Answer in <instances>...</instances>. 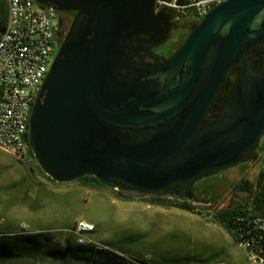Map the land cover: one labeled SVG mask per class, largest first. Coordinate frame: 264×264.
I'll return each mask as SVG.
<instances>
[{
  "label": "water",
  "instance_id": "1",
  "mask_svg": "<svg viewBox=\"0 0 264 264\" xmlns=\"http://www.w3.org/2000/svg\"><path fill=\"white\" fill-rule=\"evenodd\" d=\"M36 1L78 11L28 124L34 157L54 181L92 175L110 188L162 193L235 165L257 142L264 129V70L235 88L227 119L205 129L198 124L228 69L264 45V0L214 4L152 72L162 87L146 93L140 75L126 84L120 70L141 40L165 32L155 0ZM158 122L165 124L139 140L127 134L128 127Z\"/></svg>",
  "mask_w": 264,
  "mask_h": 264
},
{
  "label": "rangeland",
  "instance_id": "2",
  "mask_svg": "<svg viewBox=\"0 0 264 264\" xmlns=\"http://www.w3.org/2000/svg\"><path fill=\"white\" fill-rule=\"evenodd\" d=\"M36 164L27 155L19 160L0 147V237L47 234L37 237L34 258L13 264H118L113 253L135 264L242 263L231 237L199 213L119 199L116 189L107 186L93 188L76 180L52 183ZM262 168L260 158L251 168L226 170L212 199L194 206L213 212L229 203H245L247 194L234 186L242 179L256 185ZM79 220L93 224L91 242L81 246L71 233Z\"/></svg>",
  "mask_w": 264,
  "mask_h": 264
},
{
  "label": "built area",
  "instance_id": "3",
  "mask_svg": "<svg viewBox=\"0 0 264 264\" xmlns=\"http://www.w3.org/2000/svg\"><path fill=\"white\" fill-rule=\"evenodd\" d=\"M219 1L160 0L155 3V9L169 8L174 20L198 21ZM13 6V27L3 28L5 42L0 49V143L7 144L8 150L23 160L21 139L25 135L29 112L54 59L52 11L39 8L35 0H13ZM92 230V223L76 224L71 230L75 243L91 242L88 233ZM233 231L238 239L249 245V254H258V261H250V264H264V217L240 213L235 217Z\"/></svg>",
  "mask_w": 264,
  "mask_h": 264
},
{
  "label": "flooded vegetation",
  "instance_id": "4",
  "mask_svg": "<svg viewBox=\"0 0 264 264\" xmlns=\"http://www.w3.org/2000/svg\"><path fill=\"white\" fill-rule=\"evenodd\" d=\"M35 3L41 9H50L52 11L51 36L53 43L52 55L54 58L64 43L78 11L59 9L52 5L38 3L36 0ZM159 11L167 25L165 32L161 36L141 40L137 50L129 53V66L120 70L126 84H130L136 76H141L139 86L141 93L158 90L162 87L163 79L152 75V72L163 65L183 44L192 26L197 22L196 19L174 20L172 10L167 7H163ZM262 70H264V45H257L244 53L235 66L228 69L216 96L199 121L198 130L219 124L227 119L230 115V101L235 88L241 84L248 86L250 83H253ZM248 72L250 76L246 74ZM163 124L165 122L131 126L127 128V134L131 139L139 140L144 136L153 134L163 127ZM263 155L264 129L257 142L245 153L241 161L235 165L218 169L213 173L194 179L182 188L162 193H149L118 184L120 188L114 189L131 196L133 199L162 197L165 200L184 201L192 205L202 204L203 200L212 199V194L219 185V181H221L220 176L226 170L234 167L251 168Z\"/></svg>",
  "mask_w": 264,
  "mask_h": 264
},
{
  "label": "trees",
  "instance_id": "5",
  "mask_svg": "<svg viewBox=\"0 0 264 264\" xmlns=\"http://www.w3.org/2000/svg\"><path fill=\"white\" fill-rule=\"evenodd\" d=\"M7 2L6 0H0V36L3 28H5L6 19H7ZM173 13V11H172ZM24 139H26L27 144V157H29L32 161L37 162L33 150L29 143V133L27 132L24 135ZM264 160V155L261 157V161ZM37 165V171L44 175L48 180L52 183H58L51 179L42 168ZM76 181L83 182L90 187H105L96 177L92 175H83L77 179ZM234 188L239 191H243L247 194V200L243 204L229 203L224 207H219L213 212H203L197 209L194 205L189 204L184 201L177 200H165L162 197H148L141 199L142 201L152 204L159 205L162 207H176L188 212L199 213L201 216L205 217L208 221L216 224L221 229H223L230 237L234 240L235 232L233 228L235 227V217L240 213H248L254 215H260L264 217V166L262 170L258 173V178L256 181V185H252L248 182L247 179L240 180ZM116 196L119 199H133L129 195H125L117 190H114ZM93 231V230H92ZM91 232V231H90ZM89 232V233H90ZM73 236V234H72ZM37 237L41 239H45L47 234L42 232L41 234H36L35 236L25 237L21 235L14 236H1L0 237V264H13L14 261L18 259H29L34 258ZM74 238V236H73ZM234 242V241H233ZM86 245V244H84ZM81 246V245H78ZM53 257H57L58 254L51 253ZM114 259H117L118 264H135L133 260L119 258L116 255L111 254Z\"/></svg>",
  "mask_w": 264,
  "mask_h": 264
},
{
  "label": "bare ground",
  "instance_id": "6",
  "mask_svg": "<svg viewBox=\"0 0 264 264\" xmlns=\"http://www.w3.org/2000/svg\"><path fill=\"white\" fill-rule=\"evenodd\" d=\"M14 1H21V0H14ZM155 3H160V0H155ZM7 8H8V12H7V21H6L5 28H12L13 27L12 15H14L13 0H7ZM4 42H5V34L2 32V34L0 36V49H1L2 45L4 44ZM30 113L31 112H29V118H30ZM28 124H29V119H27L25 134L28 132ZM0 147H3V148L8 150L7 144H1L0 143ZM9 151H11V150H9ZM11 152L14 153V151H11ZM26 155H27L26 139L22 138L21 139V157L24 158ZM81 222L82 221L79 220L77 222V224H80ZM85 222H87V221H85ZM87 223H90V222H87ZM92 228H93V225H92ZM233 241L236 244V246L238 247V249L241 251V253L243 254L246 264H250V261H258V254H249V245L246 243V241H244L242 239H238L237 233H235V237H234ZM84 243L85 242H76L75 244L82 245ZM248 254H249V257L247 256Z\"/></svg>",
  "mask_w": 264,
  "mask_h": 264
},
{
  "label": "crops",
  "instance_id": "7",
  "mask_svg": "<svg viewBox=\"0 0 264 264\" xmlns=\"http://www.w3.org/2000/svg\"><path fill=\"white\" fill-rule=\"evenodd\" d=\"M92 225H93V224H92ZM241 255H242V257H243V258H241V261H242L241 264H246L245 259H244V256H243L242 253H241ZM227 264H236V263H230L229 261H227Z\"/></svg>",
  "mask_w": 264,
  "mask_h": 264
}]
</instances>
